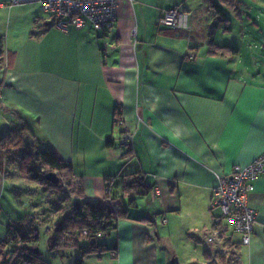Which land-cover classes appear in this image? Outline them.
Masks as SVG:
<instances>
[{"label":"crops","instance_id":"obj_1","mask_svg":"<svg viewBox=\"0 0 264 264\" xmlns=\"http://www.w3.org/2000/svg\"><path fill=\"white\" fill-rule=\"evenodd\" d=\"M221 2L118 0L116 23L107 32L89 25L62 32L30 4L22 11L28 17L24 31L14 38L0 34V136L3 124H24L72 164L92 202L106 200L110 177L113 204L122 197L125 175L142 172L151 186L135 208L128 198L121 202L128 218L99 240L115 247L116 256L88 255L84 264H180L158 247L167 237L154 225L159 219L169 225L183 212L200 219L188 232L205 245L203 264H264V175L248 198L257 216L250 245L231 227L215 225L210 208L217 175L264 153V80L251 75L255 64L244 66L241 50L222 35L231 29L228 9L249 6ZM171 8L179 10L176 29L159 25L162 11ZM260 21L258 13L252 25ZM212 42L237 54H212ZM124 136L131 139L122 147ZM7 186L0 171V199ZM152 195L153 209L142 210L140 201ZM2 214L0 243L14 223ZM6 250L0 249L1 260Z\"/></svg>","mask_w":264,"mask_h":264},{"label":"trees","instance_id":"obj_2","mask_svg":"<svg viewBox=\"0 0 264 264\" xmlns=\"http://www.w3.org/2000/svg\"><path fill=\"white\" fill-rule=\"evenodd\" d=\"M227 1L225 0L226 3ZM210 46L212 54H237L236 49L228 46H216L213 42ZM116 123L118 124V120ZM106 145H114V141L107 139ZM0 171L5 178L16 176L44 190L68 197L69 212L54 224L51 248L77 250L79 256L72 264H84L83 260L88 255H102L108 252L116 255L115 247L101 245L99 240L115 230L120 219L128 218L127 209L121 206L125 198H128V206L135 208L136 198L146 196L151 190L144 173L135 172L121 177L122 197L118 204L108 201L112 177L106 179V200H86L83 184L81 180L76 179L72 164L59 160L49 148L37 141L22 123L0 136ZM49 173L56 174L57 183L47 180ZM37 223L34 218H28L17 220L9 226L6 237L0 243L1 250L7 249L0 264H49L39 251L40 233L36 227ZM229 262L225 264H231ZM207 264L219 263L209 261Z\"/></svg>","mask_w":264,"mask_h":264},{"label":"rangeland","instance_id":"obj_3","mask_svg":"<svg viewBox=\"0 0 264 264\" xmlns=\"http://www.w3.org/2000/svg\"><path fill=\"white\" fill-rule=\"evenodd\" d=\"M6 1L0 0V3ZM237 1V5H242V0ZM244 1L248 4L249 9L244 8V6L236 10L228 9L227 13L231 29L228 33L222 34L224 35L223 41L231 47L240 49L244 66L248 63L249 65L255 64L249 67L251 75L256 79L264 80V0H261L262 5L254 0ZM221 4L224 3L221 2ZM34 5L41 8L39 4ZM30 6L34 7L33 5H16L7 6L10 10H2L0 8V32H2L0 34L5 37L11 35V38H14L22 33L28 22V17L26 20L25 13L22 11ZM260 6L262 8L259 9ZM258 13L261 14V21L257 27H254L252 20L255 19ZM238 14L239 17L237 18ZM3 126L1 134L10 130L6 125L3 124ZM11 127H14V125ZM11 177L5 178L8 186L5 189L4 196L0 199V221L5 216L2 212H6L14 222L34 218L38 221L36 225L40 233L38 247L42 258L49 264H72L75 258L79 256L77 250L72 248L53 250L51 248V240L54 237L53 226L62 216L69 212L70 202L68 197L44 190L19 177ZM154 200L153 195L150 200L145 197L142 202L140 201V208L144 211L146 208L148 211L152 210ZM218 212L214 211L213 213L217 215ZM142 214V212L137 213L139 216H144ZM171 219L172 221L169 225L164 224L162 219L156 221L157 223L154 225L158 234L162 237L163 235L167 237V239L157 241L158 247L166 252L169 261H174V258H178L180 264H203L205 245L202 242L191 239L194 231L188 232L193 224L200 222V219H196L185 212L181 216H175ZM111 254L113 257L116 256L113 253ZM0 261L2 260L0 259Z\"/></svg>","mask_w":264,"mask_h":264},{"label":"built area","instance_id":"obj_4","mask_svg":"<svg viewBox=\"0 0 264 264\" xmlns=\"http://www.w3.org/2000/svg\"><path fill=\"white\" fill-rule=\"evenodd\" d=\"M39 4L52 19V25L67 32L71 28L91 26L94 31L107 32L116 23L118 0H7L0 6ZM179 10L162 11L159 25L176 29ZM131 136H124L119 144L129 145ZM264 175V153L246 166H236L229 175H217L210 208L219 211L214 217L215 225L229 226L241 236L243 245H250L257 222L256 212L250 207L248 198L254 191L256 180ZM211 241V238L209 239ZM115 255V253H113Z\"/></svg>","mask_w":264,"mask_h":264},{"label":"water","instance_id":"obj_5","mask_svg":"<svg viewBox=\"0 0 264 264\" xmlns=\"http://www.w3.org/2000/svg\"><path fill=\"white\" fill-rule=\"evenodd\" d=\"M47 180L49 181H52L54 183H57L58 182V178L56 176L55 173H49L47 176H46Z\"/></svg>","mask_w":264,"mask_h":264}]
</instances>
